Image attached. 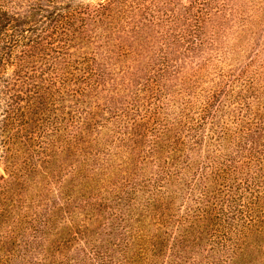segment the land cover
I'll return each instance as SVG.
<instances>
[{
	"label": "trees",
	"instance_id": "16d2710c",
	"mask_svg": "<svg viewBox=\"0 0 264 264\" xmlns=\"http://www.w3.org/2000/svg\"><path fill=\"white\" fill-rule=\"evenodd\" d=\"M211 2L192 0L183 14L172 16L191 23L181 32L180 41L190 47L182 55L208 46L210 13L227 5L214 8ZM139 3L119 0L115 19H123L126 10L128 16L130 10H141ZM113 6H100L91 19L113 21ZM239 15L244 18L236 24L244 27L251 15ZM88 18L87 8L80 5L53 12L39 6L24 16L0 8V85L9 84L3 70L15 51L18 59L31 58L43 46L39 24H55L51 38L49 26L41 33L56 42L60 35L65 46L66 27ZM214 35L218 38L219 32ZM165 46L158 63L148 64L142 84L114 106L99 101L101 95L128 92L123 88L128 71L122 64L97 55L87 70L62 77L65 100L76 106L71 119L78 134L77 196L73 200L70 192L59 190L60 204L49 201L36 215L35 232L41 227L48 236L60 225L73 227L77 218L80 224L65 245L85 241L80 250L92 259L81 264H264V60L257 54L255 60L238 62V75L222 73V82L203 91L197 84L207 83L202 71L209 61L195 64L189 74L174 61L172 42ZM121 55L118 61L129 54ZM97 61L106 64L104 69ZM41 145L43 170L51 163L45 155L55 145ZM10 152L19 153L17 147ZM71 207L77 214L71 215ZM34 245L39 249L35 239ZM37 255L46 264H74L73 258L52 261L42 250Z\"/></svg>",
	"mask_w": 264,
	"mask_h": 264
},
{
	"label": "rangeland",
	"instance_id": "374dc122",
	"mask_svg": "<svg viewBox=\"0 0 264 264\" xmlns=\"http://www.w3.org/2000/svg\"><path fill=\"white\" fill-rule=\"evenodd\" d=\"M127 1L131 4L132 0ZM191 1L139 0L141 10H130L129 16L126 10L123 19H115L119 0H0V8L21 16L28 14L31 8L41 6L45 11L53 12L69 4L87 8L90 15L88 21L77 19L66 27L69 38H64L69 42L65 46L60 35L56 38L59 43L41 33L44 27L49 26L51 38L55 24H39L37 30L45 38L43 46H38L39 51L36 50L34 57L21 56L22 67L20 65L18 68L16 65L20 64V54L15 51L14 57L3 70L9 84L0 85V264H46L43 257L37 255L40 250L49 252L52 261L57 263L65 262L66 258H73L74 264L92 259L91 253L85 256L80 250L85 241L77 245H65L66 237L80 224L77 218L72 223L73 227L60 225L55 233L51 232L48 236H43L44 232L49 231L41 227L37 231L39 234L35 232L38 225L34 218L44 212L51 202L60 204L57 200L59 190L70 192L74 196L73 200L77 196L74 184L77 183L78 157L75 144L78 134L75 119H71L76 115V106L65 100L67 90L62 77L66 73H76L77 69L87 70L88 63H93L97 55L102 60L109 57L112 62L122 64L128 71L123 87L128 92L123 95L120 93V96L101 95L99 101L101 104L110 101L114 106L118 102L122 103V98H129L130 91L142 84L139 81L145 79L148 64L158 63L159 50L166 47V43L172 42L174 61L185 65L189 74L195 64L209 61L202 71L207 83L197 84L198 90L203 91L212 89L215 82H222V73L238 75V62L255 60L257 54L264 60V0H212L214 8H221L225 3L227 5L222 12L213 9L210 13L208 46L193 55H182L183 50H189L190 47L180 41L181 32L187 30L191 23L186 17L175 21L172 16L183 14ZM110 3H114L113 21L104 19L102 23H97V20L94 22L91 19L94 12ZM242 11L244 16L251 15V19L245 18L244 27L236 24L244 18L239 15ZM214 32H219L218 38L213 36ZM124 52L129 54L128 57L118 61V55ZM98 63L101 69L106 66L98 61L96 65ZM40 96L44 100L39 99ZM226 103L229 106V102ZM69 111H72V115ZM209 129L207 125L206 134ZM44 141L55 147H50L45 155L50 157L51 163L44 165L42 170L41 144ZM12 147L18 148V157L10 152ZM93 160L99 162L95 157ZM71 208V215L77 214L76 209ZM62 218L66 216L62 214ZM34 239L39 249H36ZM40 242L47 249H43Z\"/></svg>",
	"mask_w": 264,
	"mask_h": 264
}]
</instances>
